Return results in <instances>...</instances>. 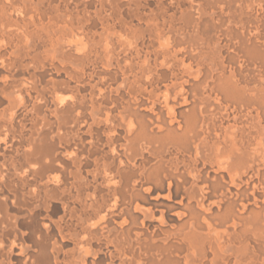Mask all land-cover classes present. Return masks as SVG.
<instances>
[{"label": "bare ground", "instance_id": "bare-ground-1", "mask_svg": "<svg viewBox=\"0 0 264 264\" xmlns=\"http://www.w3.org/2000/svg\"><path fill=\"white\" fill-rule=\"evenodd\" d=\"M0 264H264V0H0Z\"/></svg>", "mask_w": 264, "mask_h": 264}]
</instances>
